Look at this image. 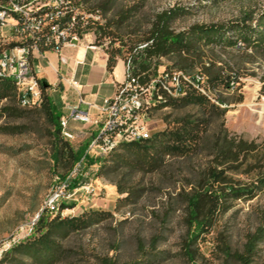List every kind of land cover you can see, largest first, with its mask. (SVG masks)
<instances>
[{
    "label": "rangeland",
    "instance_id": "374dc122",
    "mask_svg": "<svg viewBox=\"0 0 264 264\" xmlns=\"http://www.w3.org/2000/svg\"><path fill=\"white\" fill-rule=\"evenodd\" d=\"M73 2L81 37L91 35L117 60H130L135 72L148 67L159 82L180 76L146 121L152 137L173 141L153 173L110 166L112 153L90 151L70 186L76 193L53 213L45 207L50 194L76 167L74 153L89 150L98 132L88 125L73 141L62 137L67 150L59 161L44 118L31 119L27 134L0 135V264H47L37 255L55 247L53 264H244L257 233L263 239L250 264H264V43L240 36L243 23L257 28L264 0ZM170 9L183 10L171 41L196 26L224 30L223 38L148 60L146 40ZM59 90L47 89L43 99L63 104Z\"/></svg>",
    "mask_w": 264,
    "mask_h": 264
},
{
    "label": "built area",
    "instance_id": "2783aa9c",
    "mask_svg": "<svg viewBox=\"0 0 264 264\" xmlns=\"http://www.w3.org/2000/svg\"><path fill=\"white\" fill-rule=\"evenodd\" d=\"M75 13L71 0H0V45H4V52H0V73H7L16 79L17 86L22 87L21 107L37 108L43 103L42 82L34 66L36 56L43 57L47 52L42 48L61 54L65 48L79 44V28L84 24ZM5 29L15 30V38L5 37ZM23 40H30V47H23ZM61 59L66 62L63 57ZM144 75H136L129 60L124 81L101 108L85 101L77 83L73 79L69 81L71 88L78 93V105H68L65 94H62L68 113L60 118L61 135H65L67 141L75 140L77 134L71 129V122L84 126L90 124L92 109L97 108L104 115V121L85 156L50 194V201L45 206L48 211L54 213L63 200L76 193L70 191V186L82 172L90 151L102 153L115 149V141L119 137H139L143 141V134H151L146 125L149 117L146 105L158 107L166 94H172L170 85L179 84L181 79L174 76L167 83L159 82L160 78L144 79ZM81 104H87L88 110H82ZM90 187L91 184H86L82 189L89 190Z\"/></svg>",
    "mask_w": 264,
    "mask_h": 264
},
{
    "label": "trees",
    "instance_id": "16d2710c",
    "mask_svg": "<svg viewBox=\"0 0 264 264\" xmlns=\"http://www.w3.org/2000/svg\"><path fill=\"white\" fill-rule=\"evenodd\" d=\"M183 10L170 9L157 16L156 22L152 30V34L147 38L148 44L143 49V54L148 60L160 59L162 57L170 56L173 54L182 55L184 51L190 50L196 47L205 38H209L210 42L216 41V38L222 39L224 30H217L214 28L205 27H193L189 31L182 33L177 39L171 41L172 24L180 16H182ZM254 15L250 13L248 20L253 21ZM241 39L249 42L252 37H256V45L264 43V14L260 16L257 24V28L251 29L245 23L241 24ZM221 45L228 43L234 45L233 42H225L223 40H217ZM251 45V44H248ZM43 51H51V49H44ZM109 55L108 71L112 72L117 63V56L115 54ZM148 67L143 66L140 72H135L136 75H144V79L149 78ZM217 78L221 77V74H216ZM43 92L47 89L44 88V82L46 80L41 79ZM60 86H62L60 84ZM21 100L19 98L18 89L13 80L0 78V135L16 136L24 135L32 131L31 119L44 118L49 122L52 129L51 135L53 142V158L59 161L67 150V144L63 142L61 135L60 118L62 113L58 106L49 99H43V103L37 108H24L21 107ZM65 139V138H64ZM66 140V139H65ZM67 141V140H66ZM173 140L167 138L164 135L151 137L148 140L139 142H123L121 146H118L108 158L105 159V163H109L110 166H128L132 169L141 170L143 172L153 173L156 172L161 165L165 162V159L170 151V144ZM125 143V144H124ZM87 149H81L74 153L75 163L81 161L85 156ZM89 158V157H88ZM91 164L95 162L90 159ZM65 179V177L63 178ZM77 186V184H76ZM236 196H240L237 194ZM242 197V196H241ZM244 197V196H243ZM127 202L128 199H124ZM103 219L95 218L96 223H101ZM263 239L260 233H257L251 237L246 245V254L240 258L244 264H250L254 255L257 252V245ZM38 261H43L47 264H53L57 257L58 252L55 249L51 252L39 253ZM105 264H116L115 261L108 262L104 260Z\"/></svg>",
    "mask_w": 264,
    "mask_h": 264
},
{
    "label": "crops",
    "instance_id": "0c3cea01",
    "mask_svg": "<svg viewBox=\"0 0 264 264\" xmlns=\"http://www.w3.org/2000/svg\"><path fill=\"white\" fill-rule=\"evenodd\" d=\"M36 57L34 66L38 70V77L46 80L50 85L49 89L54 92L60 91L59 87L64 88L62 94H65V102L72 106L78 105V93L71 88L69 84L71 79L79 86L84 100L95 103L99 108L104 105L106 99L115 95L117 86L125 79V62L118 59L113 71L109 72V55L94 45L91 35L82 36L76 47L65 48L61 54L47 51L43 57L38 55ZM61 57L65 59V63ZM62 103L56 105L58 108L62 106V113L67 114L63 100ZM80 108L88 110L87 104H81ZM91 115L92 122L88 125L93 133H97L104 121V115L97 108L91 110ZM70 125L74 131H82L88 126L81 125L79 128L76 125L72 126V122Z\"/></svg>",
    "mask_w": 264,
    "mask_h": 264
},
{
    "label": "bare ground",
    "instance_id": "6f19581e",
    "mask_svg": "<svg viewBox=\"0 0 264 264\" xmlns=\"http://www.w3.org/2000/svg\"><path fill=\"white\" fill-rule=\"evenodd\" d=\"M71 1H73V0H71ZM5 37H7V38H15V30H13V29H5ZM23 47H30V40H23ZM0 52H4V45H0ZM0 78L1 79H10V80L14 81V83H15L17 89H18V92H19V98L21 100L22 87L21 86H17L16 79H14L13 77L8 76L7 73H0ZM24 108H27V107H24ZM153 108H155L154 105H146V113L150 114V112H151V110ZM63 136L66 139V136L65 135H63ZM151 137H152L151 134H143V140H148ZM139 141H142L139 137H119L118 140L115 141V149L123 142L131 143V142H139ZM115 149H107V151H102V153L103 154H108V153L113 152ZM49 201H50V199H49Z\"/></svg>",
    "mask_w": 264,
    "mask_h": 264
},
{
    "label": "water",
    "instance_id": "95a60500",
    "mask_svg": "<svg viewBox=\"0 0 264 264\" xmlns=\"http://www.w3.org/2000/svg\"><path fill=\"white\" fill-rule=\"evenodd\" d=\"M36 73H38V70L36 69ZM44 88L45 89H49L50 88V85L47 83V82H44Z\"/></svg>",
    "mask_w": 264,
    "mask_h": 264
}]
</instances>
